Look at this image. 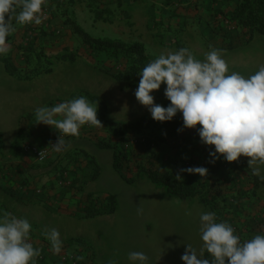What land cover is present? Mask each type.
I'll return each instance as SVG.
<instances>
[{
	"label": "rangeland",
	"instance_id": "374dc122",
	"mask_svg": "<svg viewBox=\"0 0 264 264\" xmlns=\"http://www.w3.org/2000/svg\"><path fill=\"white\" fill-rule=\"evenodd\" d=\"M109 1H98L102 7L112 6L113 17L110 16L108 22L96 19V14H90L88 10H84L83 14L78 10L75 11L76 18L84 19L80 25L92 37L138 41L146 46L150 62L161 54L166 55L178 51L180 45L188 48L192 45L193 50L190 51L196 59L201 61L205 58L204 54L211 50L202 48L204 37L201 35V30L203 29L198 26L196 19H181L180 26L170 28L168 31L164 21L154 22L151 20L153 17H148L146 14L148 2L142 1L140 10L136 11L143 22L141 25H136L134 31L128 30L126 27L130 26L132 20L129 10L127 9L126 17L122 3L119 6H114V3ZM222 2L223 0L221 1L222 5H219L218 8H225ZM209 3L211 4V0ZM152 6L157 12V6ZM198 17L201 16L198 15ZM234 40L240 41L239 39ZM168 43L174 46L169 49V46H165ZM222 57L229 65V74L235 71L248 78L255 74L261 65H264V36L258 35L243 45L222 50ZM48 66L52 67L50 74H36L34 70V68ZM84 66L83 62H78L77 65L63 62L48 64L44 58H41L40 62L34 64L33 70L27 73L31 75V78L20 80L6 74L0 65V130L5 138L17 131V124L24 126L22 117L34 121L30 126L31 129L42 130L44 124H35L37 108L55 106L59 99L72 100L78 98L75 97L76 95L84 96L86 92L90 95L100 96L107 102L108 112L106 115L110 122H137L151 118L147 108L139 104L134 96L138 83L136 87L130 88L123 81L111 78L100 71L88 70ZM165 87L166 85L162 83L159 90L151 93L154 96V103L164 105L167 99L164 96ZM83 134L85 135L83 136ZM106 136V132L98 134L94 130L93 132L90 130L80 132L78 141L87 144L84 153L92 155L100 167L98 176L93 180L88 178L85 181L84 178L87 176L83 172L84 176L81 182L84 192H91L99 198L108 194L116 197L117 205L112 214L86 217L74 203L70 206L60 205L55 202L53 197L49 201L40 200L34 205H25L24 207L20 205L27 202L22 204L13 200L9 201V199H0V211L10 212L20 219H27L32 225L30 235L33 234V237L36 238L43 237L50 245L49 250H52L51 244L43 234V230L45 228L57 229L63 246L59 253L52 251L50 253L52 257L60 255L64 259L63 251L79 248L78 243H81L82 252L85 251L87 254L83 259L84 264H92L91 260L96 264H110V262L111 264H139V261L133 262L128 259L130 252L146 254L149 258L147 264H184L180 257L184 253L186 244L192 245L199 254L203 244L200 233V215L209 212V210L195 200H181L168 196L163 189L156 187L144 176L131 183L124 182L112 167V151L100 149L93 143L94 141H91L97 137L101 139ZM81 147L83 148V146ZM74 148L75 150L82 149H79L80 146ZM72 149L73 147L70 146L59 152L54 150L55 153H51L52 155L47 160L65 163L68 161L66 155L72 154ZM191 152L192 147L187 146L184 150L185 156L183 159H179L176 165H170V162L161 156L157 160V166L163 169L176 168L177 170L183 167L186 161L188 162ZM199 153L200 150L197 151V156ZM25 154L37 162L31 153ZM77 154L82 157V153ZM59 157H61L60 160H58ZM137 157L139 158V156ZM199 160L200 157L197 161L199 162ZM219 162H221L219 170L222 171L226 160H223L222 157ZM190 164V166H200L196 163ZM46 165H48L47 161L40 163V166ZM32 166H34L32 162L25 168L20 166L23 169L19 170L14 178H23L24 170L34 173L39 171ZM44 168L51 171L53 164ZM126 175L130 176V174ZM34 180L33 182H36L38 179ZM0 182L2 181L0 180ZM223 186L226 185L220 187ZM56 189L64 190V187L59 186ZM2 196L4 197L3 194H1ZM75 198L77 197L75 196ZM252 208L253 211L250 209V212L255 211V207ZM248 211L246 209L241 211L238 206L234 205L223 222L234 226L238 221H248L246 218ZM250 223H254V221L250 220ZM34 235H38V237ZM50 261L48 258L40 257L36 259V264H51Z\"/></svg>",
	"mask_w": 264,
	"mask_h": 264
},
{
	"label": "trees",
	"instance_id": "16d2710c",
	"mask_svg": "<svg viewBox=\"0 0 264 264\" xmlns=\"http://www.w3.org/2000/svg\"><path fill=\"white\" fill-rule=\"evenodd\" d=\"M98 1L101 0H49L48 17L44 22L39 25L26 24L18 44L13 42L16 40L14 34L7 37V42L13 46H11L8 55H0V65L4 72L20 80L29 79L31 75L27 73L33 70L34 64L40 62L41 58H44L48 64L63 62L77 65L78 62H83L84 67L88 70L100 71L111 78L123 81L127 87H136L140 79L138 72L142 71L150 62V55L146 46L138 41L130 42L107 37H92L83 29L75 17L76 10L79 11V9L85 8L90 14L95 13L96 19L110 21V16L113 17L114 12L111 9L112 6L102 7ZM109 2L114 3V6H119L122 3L121 0H110ZM235 2L236 5L233 9L217 8L214 11L213 19L210 20L212 32L225 34L229 44V40L232 38L246 43L258 35L264 36V0H235ZM165 3L169 4L170 0H166ZM200 3L199 0H194L193 5L194 7H200L202 5ZM156 6L158 11L163 10L162 5L158 4ZM174 15L173 17L178 16L177 14ZM185 18L187 17L184 16L183 19ZM195 19L198 23L199 17L196 16ZM56 21L58 23H55ZM14 23L16 22L13 21ZM170 28L173 27L168 26L166 30L169 31ZM30 30H35L33 31L35 35L31 36ZM69 34L73 38L74 45L72 47L65 46L56 53L46 52L45 47L39 46L36 42L39 37L43 36L54 37L56 41H59L69 36ZM165 46H169V49H171L174 45L168 43ZM179 47L189 49L182 45ZM13 54H15L14 58L18 59L17 63L13 61ZM34 70L36 74H50L52 67H39L34 68ZM80 96L82 94L75 97ZM84 97L94 106L98 104L97 118L105 125V132L107 133L106 137H101V139L97 137L93 143L100 149L112 151V167L124 182L131 183L144 176L156 187L163 189L170 197L197 201L206 207L209 212L215 213L216 222H223L225 216L236 205L241 211L244 209L249 210L246 214L248 221H241L242 223L238 221L234 226L232 225L234 234L240 238L241 243L250 240L253 235L264 234V181L252 174V169L248 167L247 163L248 157L241 156L238 162L226 161L221 171L219 170L221 169V162L219 161L222 156L214 164L208 162L211 159L209 151H214V146L204 145L200 142L197 132L199 125L193 129L185 128L183 131L177 132V129L181 128L183 124L181 113L177 112L171 121L165 122L154 121L152 118L137 122H110L106 115L108 112L107 102L102 97L94 94L90 95L87 92L84 93ZM69 100L71 99H59L57 103ZM169 103L170 101L166 99L163 106L167 107ZM25 121L28 123L34 122L22 117V122ZM17 129L20 140L15 139L9 146L7 153H5V149L0 142V159L7 158L10 164L17 157L22 160L26 155L23 150L24 145L32 143L23 141L27 133L23 127L17 126ZM162 133H166V135ZM1 135L0 133V138ZM58 136V134H45L39 142L32 144H42V142L44 143ZM69 137L72 138L73 136L63 137L64 140L67 139L65 143L68 148L77 139V137H73L68 142ZM129 139H134L136 143L126 147ZM140 139H143V141H140ZM187 146L192 147V152L188 162L186 161L181 168L191 167L190 163H196L208 169L206 176L201 177L198 173L181 172L180 175L183 179L178 180L176 174L181 168L177 170L176 168L163 169L157 166V160L161 156L168 160L170 165H176V162L185 156L184 150ZM81 150L73 148V153L66 155L68 161L65 163L47 159L45 161L48 162V165L53 164L51 173L57 174V178L67 177L69 179V186L64 189H69L66 190L68 191V198L74 201L73 203L81 209L84 216L95 217L112 214L117 205V199L114 195L108 194L103 198H99L91 192H84V189H82L83 184L81 181L84 176L82 173L84 172L87 176V178H84L85 181L88 178L93 180L98 176L100 167L92 155ZM198 150L201 154L199 153L197 156ZM77 153H82V157H79ZM45 161L38 162L37 165ZM259 167L261 168V174L264 175V165ZM5 168H11V165L0 164L1 179L11 176V171L3 172ZM89 169L90 172H88ZM70 173H72V176H70ZM126 174H130V176ZM28 179L27 176L22 178L17 189L13 186H3L0 182V195L4 194L6 200L17 201L22 188L26 190L31 188L33 196H35L37 187L32 186V182ZM222 185L226 186L221 188ZM0 199L2 198L0 197ZM252 207H255L254 212H250V209L253 211ZM0 214L3 216L4 213L0 211ZM250 220H253L254 223H250ZM78 244L79 248L63 251L64 259L60 255L56 256L57 258L60 257L59 260L52 257L50 253L53 250H50L49 253L41 252L40 257L48 258L51 260V264H84L83 259L87 254L85 251L82 252L80 248L82 244ZM203 258L210 261L213 259L206 251L203 253ZM92 261V264H96Z\"/></svg>",
	"mask_w": 264,
	"mask_h": 264
},
{
	"label": "clouds",
	"instance_id": "9594fccd",
	"mask_svg": "<svg viewBox=\"0 0 264 264\" xmlns=\"http://www.w3.org/2000/svg\"><path fill=\"white\" fill-rule=\"evenodd\" d=\"M44 3L45 0H0V55L6 56L11 51L7 37L16 31L13 21L19 25L41 24L46 19ZM204 57L203 61L196 59L187 48L161 54L138 72L140 79L134 96L154 121H171L177 112L181 113L183 124L177 132L199 125L200 142L214 146V151H209V163H215L221 156L228 162L248 157L252 174L264 181L259 167L264 165V65L245 78L235 71L229 74L222 50L213 48ZM162 83L166 85L164 96L170 101L167 107L154 103L151 94ZM97 108L98 104L94 106L80 96L50 108H37L35 123L58 130V139L52 147L59 152L67 147L64 136L78 137L85 124L102 126ZM181 172L202 177L208 169L181 168L176 174L178 180L183 179ZM200 222L202 248L198 254L192 245L186 244L180 257L184 264H264V235L241 243L232 226L216 222L214 212L201 213ZM31 228L27 219L4 212L0 217V264H36L41 251L29 242ZM43 234L52 250L59 253L63 246L59 231L45 228ZM205 251L213 257L211 261L203 258ZM128 259L147 264L149 258L143 252H130Z\"/></svg>",
	"mask_w": 264,
	"mask_h": 264
},
{
	"label": "crops",
	"instance_id": "0c3cea01",
	"mask_svg": "<svg viewBox=\"0 0 264 264\" xmlns=\"http://www.w3.org/2000/svg\"><path fill=\"white\" fill-rule=\"evenodd\" d=\"M121 1H122V5L124 7V8H122V9H124V15L127 17L128 10H129L130 17H132L130 26L126 27L128 30L135 29L136 25H139V24L141 25V22H143L139 18L136 10L137 9L140 10V6H141L140 3H142V1H146V2H148L147 7H146V14L148 15V17L149 16L153 17L151 20L154 22L155 21H158V22L164 21L166 24L165 28L168 26L173 27V28H177L180 25L179 21L181 19H183L184 16L187 18H190V19L191 18L195 19L194 17H196L198 15L201 16V18H199L198 26L203 29V30H201L202 31L201 35L204 37V41L202 40V46H203L202 48L203 49L215 48V49H219V50H224V49H228V47L235 48V47H238L240 45L245 44L242 41H235L233 38L229 40L230 41V44H229L228 38L225 36V34L221 35V34H218L217 32H216V34L212 32L213 30H211V21L210 20L213 19L212 16H213L214 11L217 10L219 5H222L221 4L222 0H219L218 2H213V1H215V0H213L211 4L209 3L208 0H204L202 3H200L202 0H199V3L202 4V5H200V7H198V6L194 7V5H193L194 0L193 1L192 0H170L169 4L165 3L166 0H121ZM222 3H223L225 8H221V9H224V10L225 9L226 10L233 9L236 5L235 0H223ZM158 4L163 6V10L162 11L157 10V12H156L152 5L156 6ZM84 10H86V9L81 8V9H79V12L80 13L82 12V14H83ZM174 14H177L180 17H178V16L173 17V16H175ZM84 15H86V14H84ZM83 20L84 19L80 20L77 18V21L79 23L82 22ZM138 21H140V23H138ZM55 23H58V22L56 21ZM13 26L16 28V31L14 33H12V34H14V36L16 38V40H14L13 42H14V44H18L19 43L18 41L20 40V38L22 36L23 30H25L26 24L25 25H19L17 23H14ZM33 31H35V30H33ZM33 31L30 30V34L32 33L31 36L35 35V34H33ZM72 39H73L72 36L69 34V36L64 37L63 39H61L59 41H56L54 37H39V39L36 40V42L38 43L39 46H44L46 52L56 53V52L60 51L65 46L72 47L74 45L72 42L73 41ZM9 45L13 46L11 44H9ZM195 47H197V46H195ZM189 49L193 50V46L192 45H191V47L189 46ZM14 55L15 54H13V61L15 63H17L18 59L14 58L15 57ZM60 118L61 117H57V119H60ZM22 124H24V126H21V125L19 126L18 124H17V126L23 127L25 129V131L27 132L26 136L23 139L24 142H28V141L32 142V143L39 142L45 134H51V135L58 134L59 135L58 130H56L52 126H48V125L44 124L45 126H43L42 130H40V129L34 130V129L30 128L32 123H28L25 121V122H22ZM42 124L43 123H40V125H42ZM88 130H90L92 132L94 130V132L98 133V134H102L103 132L106 131L105 125L103 123H102V126H100V127L89 126L88 124H85V125L81 126V128H80V132L81 131L86 132ZM17 132L18 131H15L14 133H12V135L8 136V138H5L2 130H0V133L2 134L1 138H0V142L2 143L3 148L5 149V153H7L9 146L11 145V143L15 139L17 141L20 139L19 134ZM84 135L85 134H83V136ZM72 138L69 137L68 142H69V140H72ZM65 141H67V139H65ZM91 141H94V140H91ZM77 143H80L78 141V137H77V139H75L70 144V146H72L73 148L74 147L79 148V146H80L79 149H81L82 148L81 146H83L82 151L85 152V148H87V144L85 145L82 143H80V144H77ZM66 148H68V146ZM55 152H57V151H55ZM55 152H52V154H54ZM111 160H112V157H111ZM30 162L34 163V166H32V167L33 168L36 167L39 171L34 173L33 171L24 170L25 172L23 173V176L24 177L27 176L29 178L28 180L30 182H32L31 183L32 186L37 187L36 189H40L42 193H39V194H36L35 196H33V192L31 191V188H30V190L28 189L29 193H27L25 195H22L21 193H19V195L17 194L18 198H17L16 202L22 203V204H24V202H27L24 205H20L21 207H24L25 205H34V204L38 203L40 200L49 201L50 198L53 197L55 202L59 203L60 205H65V206L66 205L70 206V204L73 205V201H71V198H68V191H66L69 189H64V190L56 189V188H58L57 179L59 178V177L57 178V174H53V173H51L50 170H46L44 168L48 165H46V166L37 165L39 163L32 160L28 155H25L22 160L19 159L18 157L15 158L12 161V164H10V162L7 160V158H5V159L1 158L0 159V164L11 165V168L3 169V172L4 171L5 172L11 171V173H10L11 176L5 177L6 179L0 178V180L2 181L1 184L3 186H7V187L13 186L14 188L17 189V186L20 185L22 178L15 179L14 175H17L18 174L17 172L19 170L29 166ZM18 164H21L20 166L23 168H21ZM70 176H72V173H70ZM34 179L35 180L38 179V180L36 182H33ZM43 179H45V180H43ZM7 180H10V181H7ZM13 182H15V183H13ZM34 187H32V188H34ZM65 191H66V193H65ZM0 197H1V195H0ZM1 198L3 199L4 197L2 196ZM15 200H16V198H15ZM0 217H2L1 214H0ZM34 236L38 237V235H34ZM29 242H31L33 244L34 248H39L41 252L49 253V251H50L49 250L50 245L48 244V242H46V240L43 239V237L36 238V237H33V234H32L29 237Z\"/></svg>",
	"mask_w": 264,
	"mask_h": 264
},
{
	"label": "built area",
	"instance_id": "2783aa9c",
	"mask_svg": "<svg viewBox=\"0 0 264 264\" xmlns=\"http://www.w3.org/2000/svg\"><path fill=\"white\" fill-rule=\"evenodd\" d=\"M48 2H49V0H45V3L42 5L43 14H44V16H46V19L48 17ZM46 19H44L43 22ZM57 139H58V137H54L53 139L46 141L42 144H32V143L29 144V143H27L24 145L23 150L26 153H31L37 162H43L54 151L52 144H55ZM140 141H143V139H140ZM135 143L136 142L134 139H129L127 141L126 147H128L129 145H134ZM57 186L58 187L61 186L64 188L68 187L69 186V179L67 177H59L57 179ZM27 193H29V190H26L24 188L21 189L22 195H25ZM35 193L39 194V193H41V190L35 189Z\"/></svg>",
	"mask_w": 264,
	"mask_h": 264
}]
</instances>
